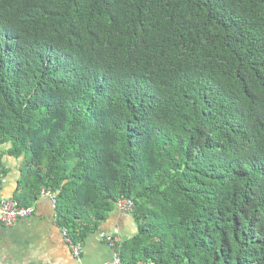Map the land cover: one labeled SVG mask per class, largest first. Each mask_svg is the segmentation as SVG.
I'll return each instance as SVG.
<instances>
[{"label": "trees", "instance_id": "16d2710c", "mask_svg": "<svg viewBox=\"0 0 264 264\" xmlns=\"http://www.w3.org/2000/svg\"><path fill=\"white\" fill-rule=\"evenodd\" d=\"M5 143L74 241L133 201L123 264H264V0H0Z\"/></svg>", "mask_w": 264, "mask_h": 264}, {"label": "crops", "instance_id": "0c3cea01", "mask_svg": "<svg viewBox=\"0 0 264 264\" xmlns=\"http://www.w3.org/2000/svg\"><path fill=\"white\" fill-rule=\"evenodd\" d=\"M10 147V143L1 146L7 173L0 179V201L14 199L21 189L26 156L11 155ZM30 206L32 214L14 224L5 226L0 221V264H102L115 253V246L105 240V235L118 234L125 240L135 233L131 213L116 206L83 240L82 261L78 262L64 236L66 228L57 222L52 199L40 193Z\"/></svg>", "mask_w": 264, "mask_h": 264}, {"label": "built area", "instance_id": "2783aa9c", "mask_svg": "<svg viewBox=\"0 0 264 264\" xmlns=\"http://www.w3.org/2000/svg\"><path fill=\"white\" fill-rule=\"evenodd\" d=\"M42 196H48L52 199V202L56 204V193L50 191L46 188L41 189ZM116 206L120 210L129 211L133 206V201L126 197H121L117 200ZM33 207L32 206H22L18 205L17 202L13 198H3L0 201V221L5 226H10L14 224L17 220L21 218H25L32 214ZM64 236L66 238L67 243L70 246L71 252L73 256L76 258L78 262L82 261V253H83V242L82 241H74L68 234L67 229L63 230ZM105 240L108 241L111 245L115 246V253L111 260L105 261L102 264H123L116 248L122 243V237L118 234H107L105 235ZM137 264H153L152 262H143L140 261Z\"/></svg>", "mask_w": 264, "mask_h": 264}]
</instances>
